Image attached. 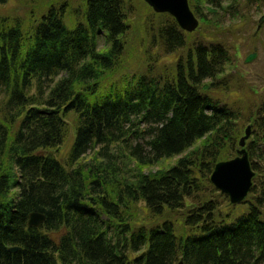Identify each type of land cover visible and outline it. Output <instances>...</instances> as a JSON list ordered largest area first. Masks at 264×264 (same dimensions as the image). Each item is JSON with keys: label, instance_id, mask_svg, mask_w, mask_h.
I'll list each match as a JSON object with an SVG mask.
<instances>
[{"label": "trees", "instance_id": "16d2710c", "mask_svg": "<svg viewBox=\"0 0 264 264\" xmlns=\"http://www.w3.org/2000/svg\"><path fill=\"white\" fill-rule=\"evenodd\" d=\"M132 1L83 0L70 25L64 3L29 25L0 15V264L264 262V90L253 104L211 94L230 89L233 46L167 13L144 17L131 62ZM224 1L188 3L204 25L239 2ZM247 125L253 184L224 212L209 177ZM34 211L38 227L27 225Z\"/></svg>", "mask_w": 264, "mask_h": 264}, {"label": "rangeland", "instance_id": "374dc122", "mask_svg": "<svg viewBox=\"0 0 264 264\" xmlns=\"http://www.w3.org/2000/svg\"><path fill=\"white\" fill-rule=\"evenodd\" d=\"M142 2L141 0L132 1L133 6L131 8L134 9V12L129 19V23L132 24V29L128 34V44L130 45L126 51L131 57V62H134V57L140 54L138 37L143 28V19L153 12L149 6L143 2L145 6ZM61 3H64L66 11H69L65 16L67 25L73 24L75 18H72V12L77 13V9L83 3V0H8L4 5H0V15L19 16L24 20L25 25H29L34 19L38 20L50 4L59 5ZM229 3H231L230 0H225L223 6H228ZM232 4L233 7L230 12L224 13L222 9L215 10L216 13L213 16L211 14L212 17H209L204 25L199 20L200 33L203 39H207L209 35H216L220 40H226L229 46H233V50L231 49L230 53L234 57V61L226 68L224 74L227 77L226 81L231 85L230 89L218 91L217 94L212 92L211 94L216 97L219 95L220 100L226 103L234 102V100H241V103H243L249 100L250 104H253L259 101L264 90V3L263 5L254 3V6L250 7L249 1L247 8L245 6V0H239V2H233ZM217 23H219L221 28L215 33L213 31V25ZM100 34L98 44L102 48L105 44V37L103 33ZM189 34H194V32ZM250 53H255V57L250 62H245L246 56ZM176 59L177 56L170 54L165 55L162 61L173 65ZM228 74H231L230 77H228ZM246 113L244 115L248 116ZM245 128L246 126L242 130L243 134ZM70 144L71 140L68 138L59 148L58 155L60 158L63 159L69 150ZM177 158L172 157L162 160L145 170L156 171L158 169H164L174 163ZM228 205L229 207H223L224 212L230 210L232 205L229 201ZM138 217L145 220L147 214L142 212ZM172 221L175 225L179 223L176 219H172Z\"/></svg>", "mask_w": 264, "mask_h": 264}, {"label": "water", "instance_id": "95a60500", "mask_svg": "<svg viewBox=\"0 0 264 264\" xmlns=\"http://www.w3.org/2000/svg\"><path fill=\"white\" fill-rule=\"evenodd\" d=\"M155 13H168L171 15L180 29L186 32H193L198 27V19L191 11L188 0H142ZM255 57V53L246 56L245 62H250ZM251 134V127L247 126L244 136L240 138L237 156L217 162L210 175L211 184L219 190L221 194L228 196L231 204L242 202L250 191L254 172L250 167L245 142ZM45 220V215L34 211L28 215V226L38 227ZM19 248L10 247L9 252H16ZM177 264H183L180 260Z\"/></svg>", "mask_w": 264, "mask_h": 264}, {"label": "bare ground", "instance_id": "6f19581e", "mask_svg": "<svg viewBox=\"0 0 264 264\" xmlns=\"http://www.w3.org/2000/svg\"><path fill=\"white\" fill-rule=\"evenodd\" d=\"M4 5V4H3ZM3 15H5V14H3ZM8 16V15H7ZM136 126H139V127H141V128H145V124L144 123H141V124H139V125H135V127ZM247 196H248V194H247ZM28 225V224H27ZM16 247H18L19 248V250H21L22 249V247L21 246H16Z\"/></svg>", "mask_w": 264, "mask_h": 264}]
</instances>
